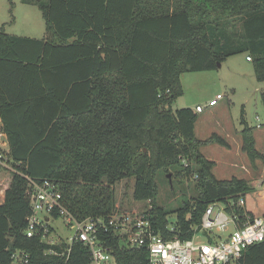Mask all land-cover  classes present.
<instances>
[{
	"label": "trees",
	"instance_id": "obj_1",
	"mask_svg": "<svg viewBox=\"0 0 264 264\" xmlns=\"http://www.w3.org/2000/svg\"><path fill=\"white\" fill-rule=\"evenodd\" d=\"M23 2L42 9L46 33L33 38L0 29L2 128L19 170L57 183L74 215L110 214L116 185L133 177V200L151 202L154 231L186 240L209 204H237L256 190L244 178L215 176L216 162L201 147L229 143L217 134L199 139L197 112L173 104L184 93L183 73L214 70L238 53L251 57L256 79L264 81V0ZM242 132L243 149L254 160L252 131L245 126ZM171 169L194 181L174 221L157 203V173ZM9 176L0 203V264L10 262L9 248L44 263L50 259L45 245L25 233L28 182L16 172ZM113 246L119 264H149L145 248ZM78 253L77 264H86L85 250L75 247L73 257ZM231 264H264V241Z\"/></svg>",
	"mask_w": 264,
	"mask_h": 264
},
{
	"label": "built area",
	"instance_id": "obj_2",
	"mask_svg": "<svg viewBox=\"0 0 264 264\" xmlns=\"http://www.w3.org/2000/svg\"><path fill=\"white\" fill-rule=\"evenodd\" d=\"M247 59L252 61L250 56ZM202 110L201 106L197 107V111ZM184 163L189 165L187 161ZM19 165L11 157L7 135L1 130L0 168L9 175L19 173L27 180L31 213L25 233L40 239L50 259L38 262L25 249L9 248L8 264H77L82 254L73 257L75 247L85 250L86 264H119L114 243L121 249L145 248L149 264H231L240 259L245 248L264 241V211L254 216L246 198H241L237 204L233 200L209 204L191 239L183 240L178 236L167 239L153 229L150 201L137 202L144 205L141 209L117 204L108 215L78 218L65 206L57 183L36 180L19 170ZM254 186L255 191L261 193L259 196L264 197V178ZM2 195L5 198L4 191ZM236 205L244 212L238 213ZM202 237L206 241H202Z\"/></svg>",
	"mask_w": 264,
	"mask_h": 264
},
{
	"label": "rangeland",
	"instance_id": "obj_3",
	"mask_svg": "<svg viewBox=\"0 0 264 264\" xmlns=\"http://www.w3.org/2000/svg\"><path fill=\"white\" fill-rule=\"evenodd\" d=\"M12 1L13 5L11 0H0V29L17 36L43 38L46 20L42 9L35 3ZM246 55L245 52L232 55L214 70L183 73L180 79L184 93L173 108L200 105L203 112L198 113L197 137L208 139L217 134L230 144L211 142L201 147L205 156L216 162L213 172L217 178L236 176L255 185L264 178V104L261 101L264 81L256 79L253 63L246 60ZM245 126L254 136V160L243 149ZM10 178L0 168V203L4 201L2 192ZM181 178L172 169L157 173V203L170 211L171 221L176 219L175 211L194 193V181ZM133 186V177L116 185V205L130 209L144 207L133 200ZM257 192L246 198L247 207L254 215L264 211V197ZM201 240L206 241L204 237Z\"/></svg>",
	"mask_w": 264,
	"mask_h": 264
},
{
	"label": "crops",
	"instance_id": "obj_4",
	"mask_svg": "<svg viewBox=\"0 0 264 264\" xmlns=\"http://www.w3.org/2000/svg\"><path fill=\"white\" fill-rule=\"evenodd\" d=\"M26 37H30V36H26ZM33 38H35V37H33ZM246 60H248V59H247V55H246ZM225 61H226V60H225ZM248 61H249V62H252L251 60H248ZM223 63H224V62H223ZM198 106H200V105H197L196 108L191 107L192 109H194V110L197 112V114H198L199 112H203V110H202V111H197V107H198ZM181 107H182V106H181ZM185 107H187V106H185ZM0 122H1V119H0ZM1 130L4 131L3 128H2V122H1V124H0V131H1ZM196 136H197V135H196ZM199 139H200V138H199ZM202 140H204V139H202ZM229 145H230V144H229ZM202 152H203V151H202ZM204 155H205V154H204ZM209 159H211V158H209ZM211 160H212V159H211ZM244 167H245V166H244ZM215 176H216V175H215ZM233 177H234V176H233ZM228 179H230V178H228Z\"/></svg>",
	"mask_w": 264,
	"mask_h": 264
},
{
	"label": "water",
	"instance_id": "obj_5",
	"mask_svg": "<svg viewBox=\"0 0 264 264\" xmlns=\"http://www.w3.org/2000/svg\"><path fill=\"white\" fill-rule=\"evenodd\" d=\"M222 65V63L221 62H218V67H220Z\"/></svg>",
	"mask_w": 264,
	"mask_h": 264
}]
</instances>
